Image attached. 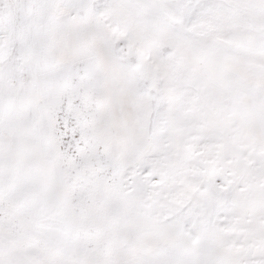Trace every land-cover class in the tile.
I'll list each match as a JSON object with an SVG mask.
<instances>
[{
  "label": "snow or ice",
  "instance_id": "snow-or-ice-1",
  "mask_svg": "<svg viewBox=\"0 0 264 264\" xmlns=\"http://www.w3.org/2000/svg\"><path fill=\"white\" fill-rule=\"evenodd\" d=\"M0 264H264V0H0Z\"/></svg>",
  "mask_w": 264,
  "mask_h": 264
}]
</instances>
